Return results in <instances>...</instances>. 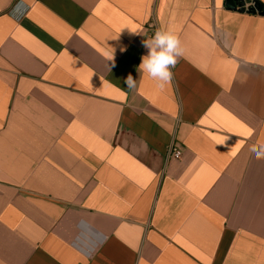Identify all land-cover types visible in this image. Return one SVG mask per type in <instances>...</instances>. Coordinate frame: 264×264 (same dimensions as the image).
<instances>
[{
	"label": "crops",
	"instance_id": "1",
	"mask_svg": "<svg viewBox=\"0 0 264 264\" xmlns=\"http://www.w3.org/2000/svg\"><path fill=\"white\" fill-rule=\"evenodd\" d=\"M224 4L0 0V264H264V16Z\"/></svg>",
	"mask_w": 264,
	"mask_h": 264
},
{
	"label": "clouds",
	"instance_id": "2",
	"mask_svg": "<svg viewBox=\"0 0 264 264\" xmlns=\"http://www.w3.org/2000/svg\"><path fill=\"white\" fill-rule=\"evenodd\" d=\"M145 46L149 48V54L142 57L138 70L146 73L163 90L172 81V69L184 54L181 40L171 30H157L153 39L145 41ZM125 84L129 89L136 87V81L131 75L126 78ZM250 151L256 159L264 160V145L253 146Z\"/></svg>",
	"mask_w": 264,
	"mask_h": 264
},
{
	"label": "water",
	"instance_id": "3",
	"mask_svg": "<svg viewBox=\"0 0 264 264\" xmlns=\"http://www.w3.org/2000/svg\"><path fill=\"white\" fill-rule=\"evenodd\" d=\"M249 5V7H246ZM225 8L239 13L260 14L264 16L262 6L255 0H225Z\"/></svg>",
	"mask_w": 264,
	"mask_h": 264
},
{
	"label": "built area",
	"instance_id": "4",
	"mask_svg": "<svg viewBox=\"0 0 264 264\" xmlns=\"http://www.w3.org/2000/svg\"><path fill=\"white\" fill-rule=\"evenodd\" d=\"M181 156L180 151L172 146L168 149V157H173L175 159H179Z\"/></svg>",
	"mask_w": 264,
	"mask_h": 264
},
{
	"label": "trees",
	"instance_id": "5",
	"mask_svg": "<svg viewBox=\"0 0 264 264\" xmlns=\"http://www.w3.org/2000/svg\"><path fill=\"white\" fill-rule=\"evenodd\" d=\"M262 6V5H261ZM262 10L264 11V6H262Z\"/></svg>",
	"mask_w": 264,
	"mask_h": 264
}]
</instances>
